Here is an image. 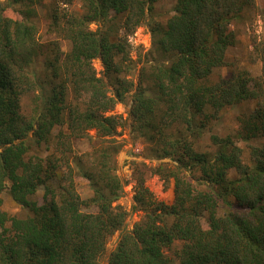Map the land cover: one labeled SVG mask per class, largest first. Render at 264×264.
<instances>
[{
    "label": "trees",
    "instance_id": "16d2710c",
    "mask_svg": "<svg viewBox=\"0 0 264 264\" xmlns=\"http://www.w3.org/2000/svg\"><path fill=\"white\" fill-rule=\"evenodd\" d=\"M47 1L57 37L49 43L37 39L33 0L0 1V194L7 191L26 212L19 218L0 209V264H98L128 214L114 205L124 194L115 172L124 120L107 115L128 95L132 131L155 159L170 161L154 174L166 185L173 181L174 199L157 201L139 180L133 201L142 217L120 234L107 263L264 264V75L210 79L227 65L236 42L229 27L251 0H173L164 24L153 19L161 0ZM141 26L149 30L150 57L164 61L149 67L145 86H134L126 47ZM95 59L107 83L96 76ZM28 92H37L36 104L25 114L21 98ZM248 100L255 108L237 118L234 134L214 133L227 108ZM89 131L100 141L89 161L76 159L73 172L69 140ZM51 138L54 154L27 156L31 145ZM239 141L248 145L246 160ZM75 175L89 183L85 201ZM175 242L181 248L174 261L163 250Z\"/></svg>",
    "mask_w": 264,
    "mask_h": 264
},
{
    "label": "rangeland",
    "instance_id": "374dc122",
    "mask_svg": "<svg viewBox=\"0 0 264 264\" xmlns=\"http://www.w3.org/2000/svg\"><path fill=\"white\" fill-rule=\"evenodd\" d=\"M33 1L38 12V17L36 19L38 25V41L41 43L55 41L57 37L50 32V21L46 17V5L48 1ZM173 6V0H161L157 2L154 5L153 19L164 24L173 14ZM90 28L94 30L96 26L91 25ZM229 29L235 34V45L230 47L225 54L227 65L217 69L210 77L211 81L226 78L232 72L236 73L237 71H246L250 78L260 79L262 75H264V0H251L248 7L242 12L240 19L231 22ZM58 44H60L59 46L62 52L67 50L66 42H60L58 40ZM150 49L151 43L148 27L141 26L136 28L128 37V46L126 47L128 51V63L131 67L127 78L133 81L134 86L141 83V81L143 86H145L146 83H144V81H147V77L150 73L149 67L153 66L155 63L157 64L160 60L164 61V57L160 55H155V60H153L149 55ZM92 66L96 72V76L102 77L107 83L108 80L103 76V67L100 61L98 59L93 60ZM108 88L110 89L111 87L109 86ZM36 94L37 92H28L22 96L21 108L25 114H29L33 110L36 104ZM130 107L131 100L130 95H128L123 103L116 104L112 111L107 114L120 116L122 120H124V126L118 129L119 134L116 137L122 144V147L115 157V172L124 184V194L114 205H119L128 214L123 228L108 237L105 244V252L99 259L98 264H108L109 254L117 245L120 234L131 231L134 223L138 222L142 217V213L134 208L133 201L139 180L143 181V186L149 190L157 201L169 205L174 199L173 181H170V183L166 185L158 175L154 174V169H156L157 166L163 163H170V161L167 159H155V157L149 153V145L145 140L138 137V135L132 131V122L129 116ZM254 108V100H248L232 108H227L222 114L221 122L214 125V133L218 135L234 134V131L238 127L237 118L242 115H249ZM58 131L59 129H55L53 135L57 134ZM62 131L65 132L64 129H62ZM87 134V137L83 139L69 140L71 149L67 152L69 155L68 163L73 172L76 169L75 161H78L80 158L84 162L89 161L90 158L88 155L93 147L100 141V139L96 137L94 131H89ZM261 141L262 140L250 142L249 145L259 146ZM55 142L56 140L51 138L47 145L39 147L31 145V149L27 156L44 158L45 156L54 154ZM199 144L207 146V143L202 142V140H199ZM237 145L241 147L242 158L246 160L249 152L248 145L240 141ZM202 149L207 150L206 147H202ZM63 168L66 170L64 165ZM229 176H234V173L230 172ZM74 180L80 198L84 201L90 198L92 192L89 189L88 181L79 175H75ZM0 198V209L9 216H16L19 218L26 216V212L13 202L7 191L0 194ZM41 198L42 192H38L37 200L40 202ZM83 211L92 212L94 209L92 207L90 209L83 208ZM180 248L181 243L175 242L171 248L164 249L163 252L167 257L175 261V254Z\"/></svg>",
    "mask_w": 264,
    "mask_h": 264
}]
</instances>
